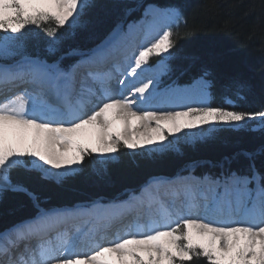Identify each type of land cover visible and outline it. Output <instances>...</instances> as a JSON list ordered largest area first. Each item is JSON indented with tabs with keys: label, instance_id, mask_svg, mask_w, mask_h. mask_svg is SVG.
<instances>
[{
	"label": "snow or ice",
	"instance_id": "6c2138e0",
	"mask_svg": "<svg viewBox=\"0 0 264 264\" xmlns=\"http://www.w3.org/2000/svg\"><path fill=\"white\" fill-rule=\"evenodd\" d=\"M85 7L86 0H0V58L9 55L8 42L14 38L9 34L23 35L29 25L47 24L42 30L55 41L60 28L79 22ZM148 14L173 22L181 17L176 8H149ZM153 27L144 44L120 52L109 38L69 69L36 57L0 65V193L27 192L16 179L21 171L62 181L93 153L108 161L121 147H141L127 135L132 119L144 127L155 121V136L143 143L162 147L172 143L169 136L179 139L178 134L188 136L199 126L264 123V111L207 103V72L192 81L188 92L167 90L171 97L194 98L195 105L186 110L155 107L159 77L168 70L166 58L175 41L167 24L161 26L167 30L149 40ZM153 55L161 58L155 65L149 63ZM117 121L123 133H113ZM182 187L179 205L181 193L173 191L165 201L149 186L147 198L142 194L100 213H39L0 230V264H186L194 257L207 264H264V177L254 170L251 175L233 172L206 183L185 181ZM125 213L133 219L116 237H97L102 226ZM84 215L92 221L87 231L68 224ZM85 237L91 246L80 250Z\"/></svg>",
	"mask_w": 264,
	"mask_h": 264
},
{
	"label": "trees",
	"instance_id": "16d2710c",
	"mask_svg": "<svg viewBox=\"0 0 264 264\" xmlns=\"http://www.w3.org/2000/svg\"><path fill=\"white\" fill-rule=\"evenodd\" d=\"M139 3L176 7L181 12L178 23L171 26L175 46L166 58L170 80L185 83L207 72L212 106L264 111V0H87L79 22L69 29L60 28L52 47L42 30L48 25L31 26L18 34L16 55L58 61L68 68L76 60L71 51L95 47ZM116 154L115 161L102 164L86 157L77 173L60 182L21 171L16 179L27 192L0 193V230L21 217H33L42 207L115 198L150 177L173 176L188 168H192L188 172L212 178L233 172L251 175L253 170L264 177V123L260 128L252 127L250 121L241 128L215 125L206 137L180 140L170 149L129 152L121 147ZM186 264L207 261L194 257Z\"/></svg>",
	"mask_w": 264,
	"mask_h": 264
},
{
	"label": "bare ground",
	"instance_id": "6f19581e",
	"mask_svg": "<svg viewBox=\"0 0 264 264\" xmlns=\"http://www.w3.org/2000/svg\"><path fill=\"white\" fill-rule=\"evenodd\" d=\"M160 18H163V16H159L158 17V19H160ZM162 20L163 19H160V21H156L154 19L151 20V18H150L147 22H142L140 25L135 24V23H131V27L129 29H128V25H127V27H125V25L123 23L118 28L114 29L106 37V39L111 38L114 46L120 52H124L126 50H130V49H132L133 46H138L139 44L142 45V44L145 43V35L148 32V29H149L150 26L154 25L153 30L151 31V33H149V37H148L149 40L154 38V37H156V36H158V34L156 32L160 29L159 26H161ZM130 34L132 35L131 37H129ZM140 39H141V41H140ZM94 49H96V47ZM15 55L16 54H14V56ZM14 56H12V59L14 58ZM24 57H29V56H24ZM24 57H22L20 59V61H18V62H21ZM155 57H157V56L153 55L150 58V62ZM0 62H7V60H5L3 58H0ZM16 64L9 65V66H15ZM120 78H123V77H120ZM134 79H135L134 77H128L129 81H132ZM161 87H162V85H161V83H159L158 92L160 90H162V92H165V90H163ZM113 88L115 90H119L120 85L114 83L113 84ZM176 89H179V90H182V91H185V92L190 91L189 87L188 88L177 87ZM205 91L208 94L210 93V91L208 89L205 90ZM125 94H127V93H125ZM195 103H196V100L194 98L193 99H186V98H183V97H180V96L171 97V96L163 93L162 96L159 95L157 100L154 101V106L158 107L160 109L186 110V106L195 105ZM155 123H156L155 121H152L151 124L148 127H144V126H141L140 123L137 120L132 119V121L130 123V127H129L128 132H127V135L129 136V138L138 141L141 145L149 146V145H145L143 142H144L145 139H147V137L149 135H151L153 137L155 136V133L153 132V129L155 127ZM112 131H113L114 134L116 132L123 133L124 132V127H123L122 123L117 121L116 125L112 129ZM156 144H160V143L157 142ZM96 154H98V153H96ZM98 155L101 156V154H98ZM73 168H74V166H73ZM204 176H206V179H202ZM222 177H224V176H222ZM222 177L212 178V177L207 176V175L200 176V175L194 174L192 172H188V171H185L184 174H181L180 177H178V178H176V177L169 178L167 176H154V177H150L148 179V181L146 182V184L140 190L134 191V192L128 194L125 198H122V199H119V200H113V201H110V202H102L103 199L102 198H98V199H95L92 202H86L83 205H77L75 207H72L73 209L72 208H69V209H54V210L45 211V212L100 213L104 209L112 208L114 205L126 203V202L132 200L134 197L139 198V197L142 196V194L145 195V197L147 198L146 194H147V191L149 190V186H151V191L152 192L159 194V196L165 201H168L170 199V194L173 191L181 193V197L178 198L177 201H176L177 205H179L180 199H182V193H183L182 184H183V182H185V181H204L206 183V181L208 179H216V178H222ZM173 186H175V187H173ZM217 191H223V190L219 189ZM119 197H121V196H118V197H115V198L118 199ZM41 213H43V212H41ZM132 219H133V215L126 214V213L122 214L120 218L113 220L111 222V224H109L107 226H102L100 228V230L97 232V237L105 236L108 239H112V238L116 237L117 234L122 231L124 226L127 225ZM25 222H27V221H25ZM91 223H92V221H91V219H90V217L88 215L79 216V217H76V218L68 221L69 225L75 224V225L85 226V231H87V228L91 226ZM90 246H91V242L88 240L87 237H85V244L80 246V250H86V248L90 247Z\"/></svg>",
	"mask_w": 264,
	"mask_h": 264
},
{
	"label": "rangeland",
	"instance_id": "374dc122",
	"mask_svg": "<svg viewBox=\"0 0 264 264\" xmlns=\"http://www.w3.org/2000/svg\"><path fill=\"white\" fill-rule=\"evenodd\" d=\"M87 1V0H86ZM140 7V8H139ZM149 8H154V6H148V5H146L145 3H139L138 4V6L136 7V8H134L133 10H132V12L130 11V12H128L127 13V15H126V17H125V19H124V21H123V23H124V25H125V27H127V25H128V29L131 27V23H135V24H138V25H140L139 24V21L138 20H143V21H145V20H147L148 18V15H150V14H148V15H146V10H148ZM154 9H157V10H159L158 8H154ZM134 13V15H136V18H134V19H136V20H134L133 19V17L130 15V14H133ZM137 15H139V16H137ZM147 18V19H146ZM151 18V17H150ZM122 24V23H121ZM121 24H119V25H117L116 27H115V29L116 28H118ZM123 25V26H124ZM31 26H33V27H36L35 25H29V26H27V29L26 30H28ZM65 28L66 29H69V28H71V27H68V25H65ZM160 29H161V31H160ZM160 29L156 32L158 35L159 34H161V32L163 31V30H167V28H162V27H160ZM157 30V29H156ZM4 34L3 33H0V36H3ZM9 35H11V36H13L14 38L13 39H11V40H9V42H8V46H9V55L8 56H6V57H3V59H5V60H7L8 62L6 63H1V64H4L5 66H9V65H14V64H16L18 61H20V59H21V57H19V56H17V55H15L14 56V54H17V53H19V51H20V47H19V41L21 40V36H19L18 34H9ZM132 35L130 34L129 35V37H131ZM49 38H48V42L50 43V46L52 47V45H53V43L55 42V41H53L52 40V38L50 37V36H48ZM105 39H103L102 41H104ZM126 40V39H125ZM140 41H141V39H140ZM101 43V42H100ZM124 44V43H123ZM140 45V44H139ZM138 45V46H139ZM133 47H135V46H133ZM132 47V48H133ZM95 48V47H94ZM94 48L93 49H91V50H94ZM91 50H89V51H71L69 54H71V55H75L76 56V58H77V61L79 60V59H81L82 58V56L83 55H86V54H88V53H90V51ZM12 56H14V58L12 59ZM10 60V61H9ZM53 63V62H52ZM49 64H51V63H49ZM152 65V64H151ZM61 67V66H60ZM62 68V67H61ZM63 69V68H62ZM69 69V68H68ZM165 74V73H164ZM167 80V79H166ZM250 124H251V126L252 127H255V128H260L261 127V121L259 120V119H255V120H251L250 121ZM215 126V124H213V125H205V126H199L198 128H196V129H193V130H190V132H189V130H185V132H189V135L188 136H185L184 135V133L182 132V133H180V134H178L179 135V139H177L175 136H169V139L172 141V143L169 145V144H167V142H165V145L166 146H160V144H153V145H149V146H144V145H141V147H138L137 149H128L127 148V150L129 151V152H135V151H145V152H153V151H155V152H159V151H162V150H165V149H170V148H172V147H175V145H176V143L178 142V141H180V140H189V141H193V140H195V139H201V138H203V137H206L207 136V133L209 132V130L210 129H212L213 127ZM112 155V159L111 160H108V161H103L102 159H101V156H99L98 154H96V153H93V155L91 156L93 159H95L96 161H97V164H102V163H106V162H113V161H115L116 160V158H117V154L115 153V154H111ZM80 166H81V164L80 165H74V169H75V171L73 172V173H71V174H68L66 177H68V176H71V175H73V174H75V173H77L79 170H80ZM188 170H192V168H188V169H186V170H182V171H180V172H178L177 174H175V175H173L172 177H170V178H174V177H176V178H178V177H180V175L181 174H184V172L185 171H188ZM179 175V176H178ZM202 179H206V176H204ZM217 179V178H216ZM50 180H52V181H54V182H60V181H57V180H54V179H50ZM147 182V181H146ZM145 182V183H146ZM138 189V188H137ZM126 193V194H125ZM123 195H120L121 197H119L118 199H114V200H119V199H122V198H125L128 194H130V193H132V192H130V191H128V192H125ZM130 200V199H129ZM112 201V200H111ZM124 201V200H123ZM72 207H75L74 205L73 206H70V207H67V208H72ZM79 207V206H78ZM58 209V208H57ZM73 209V208H72ZM51 210H54V209H51ZM51 210H47V209H43V208H40L39 209V211H38V213H41V212H45V211H51Z\"/></svg>",
	"mask_w": 264,
	"mask_h": 264
},
{
	"label": "water",
	"instance_id": "95a60500",
	"mask_svg": "<svg viewBox=\"0 0 264 264\" xmlns=\"http://www.w3.org/2000/svg\"><path fill=\"white\" fill-rule=\"evenodd\" d=\"M99 198H102L103 200L111 199V198H104V197H99ZM63 207H66V206H63ZM42 208H43V207H42ZM29 217H30V216L21 217L20 219H17V220H15L14 222H12V223H10V224H8V225H5V226H12V225H15V224H17V223H19V222H21V221H23V220L28 219Z\"/></svg>",
	"mask_w": 264,
	"mask_h": 264
}]
</instances>
